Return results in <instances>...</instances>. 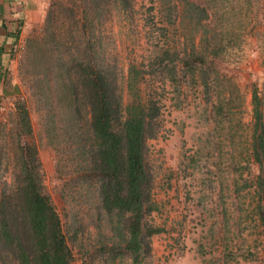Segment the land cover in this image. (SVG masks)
I'll list each match as a JSON object with an SVG mask.
<instances>
[{"label": "rangeland", "instance_id": "1", "mask_svg": "<svg viewBox=\"0 0 264 264\" xmlns=\"http://www.w3.org/2000/svg\"><path fill=\"white\" fill-rule=\"evenodd\" d=\"M7 1L0 7L2 181L12 183L11 132L16 103L25 102L34 129L30 140L38 145L46 192L61 216L73 264H264L259 213V206L264 207V152L259 150L260 164L254 149L256 92L264 116V0L251 9L217 0L211 20L196 29L178 14L176 22L169 21L168 6H159V0H134L133 10H112L98 25L124 104L137 96L161 105L156 137L147 143L158 210L147 222L163 232L150 238L151 250L138 262L122 242L120 218L107 214L97 187L78 177L76 145L63 131L48 136L43 105L34 95L39 71L28 62L27 42L43 34L56 0ZM11 11L17 16H10ZM191 34L197 36L196 44L216 35L223 48L216 69L192 73L179 68L174 75L158 71L157 56L173 45L183 51ZM132 66L137 71L131 82ZM203 72L209 75L207 85ZM0 264L17 262L4 252Z\"/></svg>", "mask_w": 264, "mask_h": 264}, {"label": "trees", "instance_id": "2", "mask_svg": "<svg viewBox=\"0 0 264 264\" xmlns=\"http://www.w3.org/2000/svg\"><path fill=\"white\" fill-rule=\"evenodd\" d=\"M206 1L159 0V6H168L169 21L176 22L174 14H178L196 29L215 14L217 0ZM229 1L250 8L260 0ZM133 5L134 0L54 1L43 34L27 42V59L39 71L34 95L43 105L48 136L56 138L63 131L76 145L78 177L91 181L97 187L101 208L120 218L122 242L138 262L150 252V238L163 232L147 222V217L158 210L153 201L154 176L147 161V143L156 137L161 105L154 99L143 102L137 96L124 104L115 69L105 56V38L98 28L112 10L129 12ZM61 21L66 25L59 26ZM190 36L183 51L173 45L157 56L158 71L174 75L179 68L192 73L216 69V60L223 52L216 35L213 41L201 39L199 44L197 36ZM209 56L212 59L207 64ZM135 71L132 66L131 82ZM208 76V72L202 73L204 85ZM254 104V149L262 164L259 150L264 152V116L257 92ZM16 114L11 132L15 145L11 184L2 181L5 157L0 150V257L8 252L17 264H73L74 254L61 216L46 192L38 145L30 140L34 129L25 102L16 103ZM260 183L264 187V177ZM259 213L264 229L262 204Z\"/></svg>", "mask_w": 264, "mask_h": 264}, {"label": "crops", "instance_id": "3", "mask_svg": "<svg viewBox=\"0 0 264 264\" xmlns=\"http://www.w3.org/2000/svg\"><path fill=\"white\" fill-rule=\"evenodd\" d=\"M6 1L7 0H0V7L1 6H6ZM12 0H10V2H11ZM7 2H9V1H7ZM15 11H20V9L19 8H16V10ZM27 14L29 15V12H27ZM10 16H13V17H15V16H17V14L14 12V11H11L10 12ZM30 16V15H29Z\"/></svg>", "mask_w": 264, "mask_h": 264}]
</instances>
